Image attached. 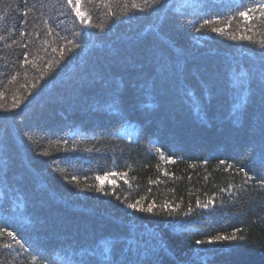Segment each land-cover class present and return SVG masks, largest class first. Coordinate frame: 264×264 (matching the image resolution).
Instances as JSON below:
<instances>
[{
    "label": "trees",
    "instance_id": "16d2710c",
    "mask_svg": "<svg viewBox=\"0 0 264 264\" xmlns=\"http://www.w3.org/2000/svg\"><path fill=\"white\" fill-rule=\"evenodd\" d=\"M259 3L0 0V264H264Z\"/></svg>",
    "mask_w": 264,
    "mask_h": 264
},
{
    "label": "snow or ice",
    "instance_id": "6c2138e0",
    "mask_svg": "<svg viewBox=\"0 0 264 264\" xmlns=\"http://www.w3.org/2000/svg\"><path fill=\"white\" fill-rule=\"evenodd\" d=\"M23 2H24L25 5H27L28 0H23ZM145 2H150L153 5H155V4L159 3V0H145ZM67 3L69 5H72L73 4V0H67ZM133 7H138V5L134 4ZM140 10L143 11L144 9L141 8ZM74 11H75L76 16L80 18L81 23H83L86 26H88V19H90V17L86 18L85 13H83L81 11V9H80V0H76ZM257 11H259V15L260 16L264 17V3H259L257 5V7H255V8L248 9L245 12H240L239 15L241 17H243L245 20H251L252 17L249 16V12L256 13ZM28 15H29L28 11H23L21 13L22 18L27 17ZM23 22H24L25 25L28 24V20L27 19H24ZM212 23H214V22L211 21V20H205L204 24L201 25V28H204L206 25H211ZM100 27H102V25ZM52 31H53L52 29H49V35H51ZM210 31L216 32V33H219V34H224V28L211 27ZM229 38L233 39V40L240 39V40H247V41H250V42H253V43H259V45L262 48H264V40L253 41V39H252V37L250 35H243L242 34L239 37H237L236 35H230ZM3 39H4V37L0 36V40H3ZM44 42L47 43V41H44ZM16 43H19V41H16ZM69 43L72 44L73 47L76 46L75 43L72 42V41H69ZM22 47L26 48L27 45H22ZM53 51H56V49L54 48ZM63 55H64V53L62 51L61 52V58L63 57ZM24 63L27 64V63H34V62L33 61H29L27 56H25ZM13 79H15V77H13ZM15 106L16 105H14V107ZM157 151H159V150H157ZM161 157L163 158V154L162 153H161ZM227 167L231 168L232 165L229 164ZM239 171L243 172L244 177H245V183H247L249 180L252 179V177L249 176L248 172L244 171L243 169H240ZM117 175H118L117 173L111 172V173H107V174H105L103 176H97L95 179L99 182V184L96 187V190L100 191V192H103L104 191V184H105L106 181L109 184H115L116 181L112 180V179H109V177H114V176H117ZM125 175L126 174H122L121 178H123V176H125ZM165 175H168V173H165ZM73 179H75V177ZM125 182H127V181H125ZM259 187L261 189H264V179L259 181ZM225 190H227V189H225ZM213 204H214L213 198H209L208 201L205 202V203H202L199 199H197V201H196V206L198 208H203V209H209L210 207L213 206ZM127 206H128V208H130V209H132L134 211H139V212H142V213H149V214L153 213L154 209L156 208V204H155L154 201L149 203L146 207L144 205H142L140 203V201H136L134 203H129ZM166 206L171 207L170 205H166ZM190 212H192L191 208L189 209V213ZM185 215H188V213H185ZM0 235H6L7 237H10V238L16 240L15 234L12 231H7L6 229L4 231L0 232ZM236 239H237V237H236L235 233H233L232 235H217L214 238L209 239V240H197L195 243L196 244H205V243H213V242H218V241H231V240H236ZM240 239H243V237H240ZM16 242L19 243V240H17ZM3 247L4 248H11L12 245L8 244V243H5L3 245ZM162 247H163V245H162ZM34 259H35V257H34Z\"/></svg>",
    "mask_w": 264,
    "mask_h": 264
},
{
    "label": "rangeland",
    "instance_id": "374dc122",
    "mask_svg": "<svg viewBox=\"0 0 264 264\" xmlns=\"http://www.w3.org/2000/svg\"><path fill=\"white\" fill-rule=\"evenodd\" d=\"M121 133L125 136H127L128 138L130 139H134L135 138V133H136V130H135V127L133 126H129V127H126L124 128Z\"/></svg>",
    "mask_w": 264,
    "mask_h": 264
}]
</instances>
